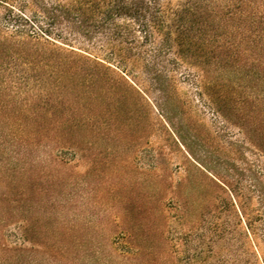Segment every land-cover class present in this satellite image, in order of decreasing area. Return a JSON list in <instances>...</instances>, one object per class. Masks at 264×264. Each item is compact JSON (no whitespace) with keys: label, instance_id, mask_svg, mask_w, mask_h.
<instances>
[{"label":"trees","instance_id":"16d2710c","mask_svg":"<svg viewBox=\"0 0 264 264\" xmlns=\"http://www.w3.org/2000/svg\"><path fill=\"white\" fill-rule=\"evenodd\" d=\"M33 1L37 30L0 28V109L17 107L0 118V264H141L134 226L146 237L162 224L135 214L165 217L167 208L190 211L196 200L166 201L119 176L95 212L72 162L83 149L95 157L123 153L145 99L127 73L139 66L160 94L158 110L183 138L167 74L183 64L197 68L195 82L213 111L264 154V0ZM198 162L208 186L234 193ZM256 182L264 201V183ZM205 206L198 201L196 209ZM120 239L135 243L124 250L131 257L117 253Z\"/></svg>","mask_w":264,"mask_h":264},{"label":"rangeland","instance_id":"374dc122","mask_svg":"<svg viewBox=\"0 0 264 264\" xmlns=\"http://www.w3.org/2000/svg\"><path fill=\"white\" fill-rule=\"evenodd\" d=\"M6 1L0 0V28L8 32L37 30L35 16L40 10L33 0ZM181 1L160 3L175 7ZM159 41L156 35L155 42ZM156 43L147 48L154 50ZM168 58H175V54ZM170 69V93L178 104L173 110V121L175 126L182 127L183 138L158 110L160 94L152 88L150 75L140 66L127 71L145 95L138 112L140 123L126 134L129 144L119 155L95 157L87 149L79 151L72 163L81 176L83 194L94 205L95 212L101 211L99 201L111 196V182L114 185L119 181L117 177L122 176L125 183L136 181L137 190L148 188V192L166 201L177 197L196 200L189 202L194 207L190 211L167 208L165 217L157 210L135 214L141 223L162 224L157 231L152 229L147 238L143 228L134 226L133 237L139 238L142 247L141 264H264V201L253 191L256 179L264 183V154L239 126L223 119L209 106L206 96L200 95L194 76L196 67L183 64ZM16 112L17 107L10 103L8 108L0 109V118L14 116ZM198 161L217 173L234 193L225 186H208V171ZM116 163L119 166H114ZM160 178L169 182L172 189H161ZM202 200L206 206L196 209L197 202ZM13 228L10 225L6 230ZM133 244L120 239L117 253L131 257L124 250L133 249ZM152 245L153 253L149 252Z\"/></svg>","mask_w":264,"mask_h":264}]
</instances>
